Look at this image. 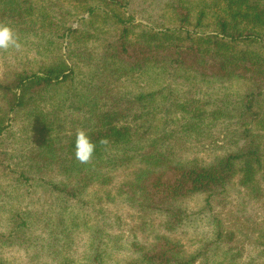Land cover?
Listing matches in <instances>:
<instances>
[{
    "label": "trees",
    "instance_id": "trees-1",
    "mask_svg": "<svg viewBox=\"0 0 264 264\" xmlns=\"http://www.w3.org/2000/svg\"><path fill=\"white\" fill-rule=\"evenodd\" d=\"M0 21L23 44L0 52V264H109L115 201L151 232L122 264H264L240 245L264 202V0H0Z\"/></svg>",
    "mask_w": 264,
    "mask_h": 264
},
{
    "label": "rangeland",
    "instance_id": "rangeland-1",
    "mask_svg": "<svg viewBox=\"0 0 264 264\" xmlns=\"http://www.w3.org/2000/svg\"><path fill=\"white\" fill-rule=\"evenodd\" d=\"M130 12L131 11H128L127 15ZM140 22L148 25L146 21L137 18L136 23ZM73 27H77V21L73 24ZM123 177V173L118 172L116 174L117 179L114 181L115 187L119 184L120 181H122ZM98 194L100 195L101 192L99 191ZM235 203H239V201L235 200ZM99 207H101V214L96 213L97 216L100 217L99 225L101 229L104 227L103 230L106 229L105 232L108 233L107 238L105 239L107 240L105 245H107V254L108 256H110V261H108L107 263L122 264L131 256V249L129 247V241L131 240V236H128V232L134 230L137 234L139 241H146L150 239L151 232L149 228L141 229V223L143 222V220L140 219L141 216L138 213H136L134 210L127 207L126 205L118 203V201H115L114 204H107L103 202V204L96 205V210ZM248 215L250 218V227L248 229L247 226L241 225L244 231L243 236L241 238L242 242L240 245L244 246V255L246 260L263 259L264 257H259L260 249L257 247V243L255 242V237L257 235L254 234V232L257 231L258 233L261 228L264 227V202L262 201L260 204L255 205L253 208H248ZM119 223L121 224V229L124 231L123 236L121 238H119L121 234L119 233V229L117 228V225ZM241 226H238V229L241 230ZM191 230L195 232L181 231L179 234L176 235V237L186 246V248L192 247L191 243H194L199 237L210 232V229L206 228L205 221L197 222L194 225V228ZM85 241L86 239H81L79 241L80 243L78 247L75 250L76 258L79 260L80 263L83 257L85 256V253H87L88 255L86 249L82 247V243ZM7 257L13 263L26 264V261L24 260L25 257L17 251H8Z\"/></svg>",
    "mask_w": 264,
    "mask_h": 264
},
{
    "label": "clouds",
    "instance_id": "clouds-1",
    "mask_svg": "<svg viewBox=\"0 0 264 264\" xmlns=\"http://www.w3.org/2000/svg\"><path fill=\"white\" fill-rule=\"evenodd\" d=\"M19 34L11 26L10 22L0 21V52H8L9 50L22 49ZM99 143L106 145L108 140L102 138ZM96 150V142H94L89 132L83 128H78L75 132V158L81 164L91 162Z\"/></svg>",
    "mask_w": 264,
    "mask_h": 264
}]
</instances>
